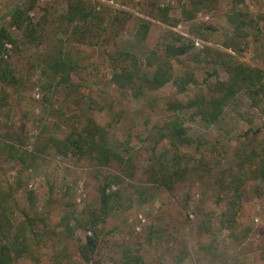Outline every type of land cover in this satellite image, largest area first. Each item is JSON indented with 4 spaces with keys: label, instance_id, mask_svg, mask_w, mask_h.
<instances>
[{
    "label": "rangeland",
    "instance_id": "rangeland-1",
    "mask_svg": "<svg viewBox=\"0 0 264 264\" xmlns=\"http://www.w3.org/2000/svg\"><path fill=\"white\" fill-rule=\"evenodd\" d=\"M72 1L0 0V21L15 7L24 6L33 23L42 24L44 41L39 48L28 44L10 18L4 20L17 49L6 45L0 61L16 68L24 85L6 88L8 117L3 119V134L37 159L28 167L13 160L4 169L0 166V184L22 181L14 194V224L23 223L27 215L33 230L44 235L37 250L39 262L26 255L16 264H86L78 246L91 233L78 228L77 221L100 208L104 178L121 170L78 161L46 145L50 138H64L72 125L88 116L108 130L116 151L134 159V168L122 185L107 191L120 189V207L101 227V247L92 264H127L129 253L139 254L145 264H264V98H256L254 105L246 91L240 92L213 125L190 121L193 110L168 108L193 101L201 91L208 99L213 97L205 81L228 79L215 64L217 52L235 56L245 67L264 70V41L254 37L255 30L247 29L252 35L243 52L225 47L234 34L230 14L246 12L264 30V0H208L197 14L191 0H84L88 6H97L101 21L82 40L74 37L76 30L84 29L82 20L70 23L66 19ZM165 8L169 9L167 20L160 13ZM142 23L150 26L143 41L137 37ZM196 25L212 26L214 31L203 38L193 33ZM175 35L194 42L189 55L194 57L172 61L174 80L193 73L200 89L191 86L184 95L171 82L139 96L133 88L113 83L111 57L130 52L145 69L147 56L152 51L162 55L165 42ZM59 50L70 53L78 64L69 85L45 69L46 61ZM206 51L211 53L208 59ZM145 71L153 75L152 69ZM178 116L187 120L193 144L174 157L167 153L171 149L166 142L150 141L148 135L154 126ZM0 145L5 142L0 140ZM152 161L170 171L184 163L186 179L177 182L173 193L149 184L147 169ZM237 176L245 178L241 210L235 227L223 228L224 214L233 202L229 184ZM31 194L34 207L29 203ZM66 222L76 228L74 236H68Z\"/></svg>",
    "mask_w": 264,
    "mask_h": 264
},
{
    "label": "trees",
    "instance_id": "trees-1",
    "mask_svg": "<svg viewBox=\"0 0 264 264\" xmlns=\"http://www.w3.org/2000/svg\"><path fill=\"white\" fill-rule=\"evenodd\" d=\"M208 0H191L194 14L201 11L200 5ZM66 17L70 23L81 19L84 29L76 30L74 37L79 40L90 37L94 32L97 21H101V14L97 12V6H88L84 0H74L70 2ZM165 20L168 19L169 9L160 10ZM194 15H190L192 19ZM10 18L11 24L20 30L27 40V43L36 48L44 44L41 23H33L28 17V10L21 7L12 9L7 17L0 21V55L5 51L6 45L17 46V42L9 33L4 24V20ZM234 28V34L228 38L225 47L235 53L243 52L251 37L247 29L255 30L254 37L264 41V30L260 25L246 12H236L228 17ZM149 24L142 23L138 31V39L145 40L149 32ZM193 33L203 38H208L214 31L212 26L193 27ZM17 49V47H16ZM194 49V42L179 36H174L171 41L165 42L162 55L157 51H152L146 58L145 69H152L153 75H149L143 69L141 60L135 54L130 52H120L110 61L113 65L114 74L112 81L119 88H133L137 95L145 94V91L159 90L169 83L173 82L180 94H187L190 87L194 86L200 89L201 85L193 73L174 80L172 61L181 57L192 58L189 56ZM208 59L211 53L205 52ZM217 66H221L228 79L226 81L217 80L211 82L206 80L205 84L208 91L213 95L208 99L203 91L198 93L193 101L187 103L170 104V111L193 110L190 121L200 120L206 124H216L220 121L228 106L235 100L240 92H247L249 97L257 105L256 98H264V70L245 67L237 58L231 54L217 52ZM196 58L201 56L196 55ZM45 69L48 70L55 78H59L63 85H69L71 75L78 70L77 61L70 53L59 50L57 54L52 55L45 63ZM0 140L5 142L4 146L0 145V166L6 168L9 161L22 163L23 167L31 166L37 159L34 155H28L17 147L15 142H8V137H4L5 123L3 119L7 118L6 106L8 104V95L6 88H17L24 85V79L19 76V72L7 61H0ZM253 105V104H252ZM257 133V132H256ZM8 136V135H7ZM149 140H156L159 143L166 142L171 151L177 157L183 147L191 146L193 139L190 136L187 120L181 116L167 121L162 126H154L149 132ZM46 147H50L55 152L63 156H73L78 161L89 160L94 162L100 168H109L112 165L118 166L121 170L119 175H109L104 178V183L99 189L101 206L99 209H92L87 212V219L77 221V227L91 233L86 236V243L79 241L78 251L81 258L86 264H92L94 256L100 249L101 227L106 224L110 213L120 207L121 198L120 189L113 193H107L112 185L121 186L124 178L128 177L130 169L134 168L131 157H125L114 149L109 139L108 130L98 125L95 120L88 116L76 125H72L70 132L62 139L50 138ZM166 154V153H165ZM30 162V163H29ZM157 161H152L147 169L148 183L160 185L169 193L175 191L177 182L186 179V168L183 165L180 169L170 171L165 164L161 167L156 166ZM163 165V166H162ZM133 175V174H132ZM245 178L243 176L235 177L229 184L228 192L233 199L231 206L224 214L225 223L223 228H234L237 224V218L241 210L242 187ZM22 187V181L17 180L15 185L0 184V264H16L17 260L28 255L35 263L39 262L37 250L43 241L44 235L36 232L32 228L33 220L25 216L26 220L16 226L14 216L16 212V203L14 194ZM31 207L35 206L34 195L29 198ZM65 229L68 236H74L75 229L70 222H66ZM127 264H145L139 254L125 255ZM61 264V263H58ZM99 264V263H98Z\"/></svg>",
    "mask_w": 264,
    "mask_h": 264
}]
</instances>
